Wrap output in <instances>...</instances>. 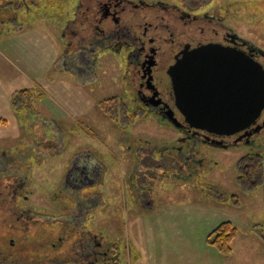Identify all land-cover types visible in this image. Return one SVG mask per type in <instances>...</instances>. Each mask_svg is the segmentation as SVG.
I'll return each mask as SVG.
<instances>
[{"label": "rangeland", "instance_id": "1", "mask_svg": "<svg viewBox=\"0 0 264 264\" xmlns=\"http://www.w3.org/2000/svg\"><path fill=\"white\" fill-rule=\"evenodd\" d=\"M21 1L5 4L4 0L0 4V184L23 182L26 187L19 202L29 206L30 212L49 213L47 217L53 218L52 214L59 211L51 199L57 194H70L68 188L58 186L70 159L91 155L103 166L104 178L93 190L84 191L92 192L90 196L95 198L96 203L88 210L91 217L85 222L84 215L74 222L111 249L120 246L121 264H264V140L262 145L249 148L206 147L202 152L205 166L195 174L180 168L175 160L168 174L156 168L148 173L147 185L153 189L154 203L132 204L128 179L134 159L126 151V140L134 136L158 142L176 140V131L144 120L129 127L130 133L123 129L126 119L119 124L122 114L116 106L118 100L112 101L122 96L119 80L115 79L120 71L113 64L114 58L100 60L95 91L86 86L80 91L64 60L59 62L62 69L57 68L52 41L60 44V27H83L79 6L85 0H28L29 8L24 6V11L30 10L28 15L22 13L23 8L13 14ZM130 1L168 6L180 18L171 19L176 26L200 17L210 25H220L222 30L229 28L264 55V0ZM3 12L11 17L18 15V21L2 23ZM160 14L170 17L162 9ZM74 18L76 24L71 26ZM104 69L107 72L102 74ZM45 149L50 150L44 151L47 158L40 162L37 154ZM18 152L22 155L14 154ZM154 155L160 158L158 152ZM173 156L176 158V154ZM251 156L258 160L260 175L255 186L245 190L242 181L247 167L243 164ZM11 202L3 189L0 213L8 208L13 212L18 204L13 206ZM81 208L77 206L78 213L84 212ZM0 219V264L12 262L11 254L23 251L25 260L32 264L33 260L36 264L49 260L53 249L47 236L65 237L62 229L54 231L48 226L50 222L14 231L7 226L8 221ZM226 222L238 229L230 253L211 243L212 233ZM12 238L16 243L11 247ZM68 246L64 242L61 249ZM77 248L80 252L79 244Z\"/></svg>", "mask_w": 264, "mask_h": 264}, {"label": "flooded vegetation", "instance_id": "2", "mask_svg": "<svg viewBox=\"0 0 264 264\" xmlns=\"http://www.w3.org/2000/svg\"><path fill=\"white\" fill-rule=\"evenodd\" d=\"M3 1L0 0L1 5ZM5 1L6 4L9 0ZM22 1L23 3H21ZM22 1L19 3L20 7L16 8V12L12 11L13 14H17L22 8V13L29 14L30 10L24 11V6L28 5L27 8H29V1ZM79 9L82 11L80 17L84 19L80 22L83 27L79 29L65 26L64 28L68 47L67 54L63 59L70 60L69 62L67 60V64L70 66L71 77L79 85H84L95 91L99 83V72L96 70L101 67V61L108 60L109 56L114 58L113 64L120 71L115 79L119 80L117 86L121 90L122 96L115 97L112 101H115L116 98L118 100L116 106L118 112L122 114L121 117L118 114L119 121L121 120L119 124H122L126 119L127 126L123 125V129L130 133L128 129L135 126L137 121L144 120L154 121L161 126L172 128L177 133L176 140L165 139L158 142L159 140L142 136H134L126 140V151L134 159L128 179L132 204L140 206L148 200V204L154 203L153 189L147 188L150 182L148 173L159 168L168 174L171 171L170 163L173 160L178 162L180 168L184 167L195 174L199 167L205 166L202 152L206 147L227 149L232 146H244L249 148L259 143L263 144L264 111L256 124L235 135L219 136L192 127L187 117L179 110L171 72L179 60L184 62V80L188 84L187 86H192L185 89V101L188 104H197L201 97L210 99L212 95L199 96L197 93L195 82L198 79L194 76V71L192 72L196 66L192 60L195 57V50L202 46L217 44L235 53L240 51L264 67V55L258 48L240 38L229 28L222 30L220 25H210L200 17L181 22V25L176 26L171 19L176 18L180 21V18L174 11L169 10L168 6L160 3H134L130 0H85L80 4ZM161 9L168 11L169 20L160 14ZM4 13L2 23L18 21V15L11 17ZM75 18L72 19L74 23H71V26L76 24L77 19L75 20ZM106 72L107 70L104 69L102 74ZM81 78H85V82L82 83ZM115 79L114 81L117 82ZM110 107L112 108V106ZM110 107H108V111ZM15 108L20 109V107ZM47 150L50 149H45L37 154L40 162L46 160L47 155L44 154V151ZM19 152L14 154L20 156L24 153L19 154ZM155 152H158L160 158L154 155ZM174 154H176V158H174ZM27 156L31 157V154ZM183 157L184 159H181ZM99 166H101L100 169ZM102 168L103 166L96 163L91 155H75L70 159L68 167L60 176L62 179L58 180L59 188L62 190L68 188L70 194H57L51 199L59 211V213L52 214L53 218L47 217L49 213H41L37 210L34 213L30 212L29 206L25 207L22 202H19L21 190L26 187L23 182L21 185L11 182L8 186L0 184V200L2 191L5 189L12 201L11 204L13 206L18 204L13 212H10L11 209L8 208L7 212L0 213V216L8 221L7 226L10 229L19 231L30 226L39 227L42 224L45 226L46 222H50L48 226H51L54 231L63 230L61 235H65V237L56 238V234H53L54 238H52V234L45 235L49 237L48 240H51L49 245L53 249H51L53 256H50L49 260L39 261L38 264H121L120 246L117 249H111L108 244L101 242L94 233L82 230L81 226L74 222L82 220L80 217L84 215L87 216L85 222L88 221L89 216L91 217L92 213L88 216V210L96 203L95 198L90 196L92 192H86L83 196L76 195L89 189L93 190L96 184L103 181ZM63 196L66 197L65 201L61 200ZM24 200L28 201L27 195L24 196ZM77 206H82L81 210L85 208L84 212L78 213ZM62 210L69 212L63 213ZM63 217H65V221H63ZM64 242L69 246L68 249L62 250ZM15 243L16 239L12 238L11 247L15 246ZM78 244L81 247L80 252L77 248ZM24 254V251L12 253V262L8 264H32L25 260ZM33 262L36 264V261L33 260Z\"/></svg>", "mask_w": 264, "mask_h": 264}, {"label": "water", "instance_id": "3", "mask_svg": "<svg viewBox=\"0 0 264 264\" xmlns=\"http://www.w3.org/2000/svg\"><path fill=\"white\" fill-rule=\"evenodd\" d=\"M194 56L196 66L192 72L198 79L197 93L211 94L210 99L201 97L197 104L186 103L185 89L192 86L185 83L184 62L179 60L171 69L179 110L190 125L228 136L256 124L264 111L263 65L240 51L235 53L217 44L202 46Z\"/></svg>", "mask_w": 264, "mask_h": 264}, {"label": "trees", "instance_id": "4", "mask_svg": "<svg viewBox=\"0 0 264 264\" xmlns=\"http://www.w3.org/2000/svg\"><path fill=\"white\" fill-rule=\"evenodd\" d=\"M25 97L27 96L26 93H24ZM16 107H18L16 105ZM248 161L243 164L246 168V172L243 174V181L242 184H244L245 190H251L255 183L254 181L259 179L260 171H258L257 166V158L255 156H251L247 159ZM262 165V164H261ZM4 226V225H2ZM261 234L264 237V229L262 230ZM238 234L237 227H233L231 223L226 222L222 224L220 227H218L211 235V243L217 245L221 251L225 253H230L231 251V243L236 238ZM215 237V239H214Z\"/></svg>", "mask_w": 264, "mask_h": 264}, {"label": "crops", "instance_id": "5", "mask_svg": "<svg viewBox=\"0 0 264 264\" xmlns=\"http://www.w3.org/2000/svg\"><path fill=\"white\" fill-rule=\"evenodd\" d=\"M61 25H59V27H60ZM22 31L24 30V28H22L21 29ZM60 30H61V39H60V44L59 43H57V42H55V41H52L53 42V46L55 47V49L57 50L56 51V56H58V58L56 57V60H57V62H56V64L57 65H59V66H57V68L58 69H62L61 67H60V61H62V59H63V57H65L64 55H66L67 54V47H68V40H67V38L64 36V31H65V29L64 28H61L60 27ZM21 31V32H22ZM64 60V59H63ZM67 60H68V58H65V63H67ZM70 60H68V62H69ZM64 62H63V66H64V64H65ZM78 86H80V91L84 88V85L83 86H81V85H78ZM81 196H83L84 195V192H81V194H80Z\"/></svg>", "mask_w": 264, "mask_h": 264}]
</instances>
